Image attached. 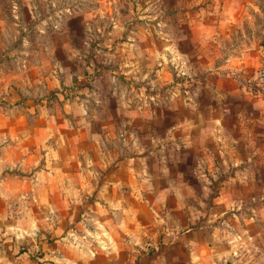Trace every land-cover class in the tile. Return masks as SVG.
Wrapping results in <instances>:
<instances>
[{
	"label": "rangeland",
	"instance_id": "obj_1",
	"mask_svg": "<svg viewBox=\"0 0 264 264\" xmlns=\"http://www.w3.org/2000/svg\"><path fill=\"white\" fill-rule=\"evenodd\" d=\"M195 11L177 0H0V114L22 118L0 173V264H107L94 219L135 231L149 218L141 200H192L191 229L228 222L242 234L219 264H264V188L244 183H264V114L250 124L239 108L264 104V0L244 3L215 73L179 56L203 53ZM206 121L208 140L187 150ZM34 127L44 142L28 146ZM222 195L239 211L214 216Z\"/></svg>",
	"mask_w": 264,
	"mask_h": 264
},
{
	"label": "crops",
	"instance_id": "obj_2",
	"mask_svg": "<svg viewBox=\"0 0 264 264\" xmlns=\"http://www.w3.org/2000/svg\"><path fill=\"white\" fill-rule=\"evenodd\" d=\"M183 4L184 7L196 8V21L192 24V28L199 30V37L197 42L202 48V55L194 59L188 54L180 53V57L186 62L187 67H191V62L201 61V67L205 73H215L224 70L225 66L210 65V62L216 59L218 55V48L222 37L229 38V33L237 26V19L242 14L244 3L247 0H177ZM223 37V38H224ZM210 48V49H209ZM177 57V55H176ZM195 60V61H194ZM206 61V62H205ZM204 63V64H203ZM185 69V68H184ZM183 75L190 76L188 68ZM232 79V77H230ZM216 87L212 86V90L217 92L219 96H223L224 91H220L219 79H215ZM215 83V82H214ZM215 85V84H213ZM209 83L204 88H210ZM8 97L10 94L7 95ZM15 95L12 99H15ZM6 99V98H4ZM20 99V98H19ZM18 100V99H17ZM202 101L205 97L202 95ZM248 105L243 107L247 109L248 123L254 121L255 115L260 112L264 114V104L261 105L258 101L252 103H240ZM209 107V105H208ZM244 112V113H245ZM238 123H245L244 116L238 117ZM220 123L219 119H215ZM22 118H12L10 114H0V173L5 169L11 168L13 155L18 147V142L21 140V135H17L21 128ZM19 123V124H18ZM213 123V122H210ZM207 121L201 125L199 129L200 135L198 140H191L186 145L187 150L197 148L196 144H200L204 140H208ZM2 124H4L2 127ZM31 135H27L25 140L28 146H37L44 142V128L34 127ZM219 131V130H218ZM225 137V135H222ZM31 139V140H30ZM223 139V138H222ZM236 142V141H235ZM242 139L238 140V144L231 151L237 158L242 151V146L245 145ZM27 146V147H28ZM244 147V146H243ZM24 149V148H23ZM225 150L220 151L224 154ZM242 154V153H241ZM264 181V179H262ZM224 188H232L237 183V179L232 177L229 181H223ZM244 183L254 187H263L264 183L260 184L255 177L250 176L249 180ZM242 186V184H240ZM222 198V199H221ZM220 199L216 200L221 207V213H213L214 216L224 214V212L239 211L242 202L235 200H226V195H222ZM264 199V198H263ZM129 200H124L121 205L128 203ZM138 202L142 205L146 214L149 216L145 221H134L135 231L123 232L114 231L111 221L108 222L94 219L96 230H89L93 238L98 239L99 245L102 248L101 252H106L107 264H219L224 259H229V254L236 253L240 250L241 244L238 239L242 238L241 232H238L236 226H232L228 222L222 224V228L207 229L201 227L200 229H191L194 222V208L192 200H141ZM264 207V206H263ZM150 209H152L151 212ZM216 209V207L214 208ZM128 213V210H126ZM237 215V214H234ZM106 217V216H105ZM237 217V216H235ZM99 218V216H98ZM137 219V218H136ZM135 220V218H134ZM211 219H209L210 221ZM148 221V222H147ZM125 221L121 223V228ZM142 224V225H141ZM119 238V239H118ZM124 238V239H123ZM203 238V239H202ZM122 239V240H121ZM122 241V242H120ZM235 249V251H233ZM101 257H98L99 259Z\"/></svg>",
	"mask_w": 264,
	"mask_h": 264
},
{
	"label": "clouds",
	"instance_id": "obj_3",
	"mask_svg": "<svg viewBox=\"0 0 264 264\" xmlns=\"http://www.w3.org/2000/svg\"><path fill=\"white\" fill-rule=\"evenodd\" d=\"M16 11V6L15 4L13 5V12L15 13ZM18 19V17H17ZM25 43H27V41H25ZM201 179H204V180H207L206 177H201ZM37 229H36V225L35 224H32L31 225V230L29 232L26 233V235H30V236H34L35 233H36ZM9 233H13L14 234V230L13 229H8V232H3L2 235L7 237L9 235ZM23 237L22 236H18L17 239H22ZM235 251V249L233 250Z\"/></svg>",
	"mask_w": 264,
	"mask_h": 264
},
{
	"label": "built area",
	"instance_id": "obj_4",
	"mask_svg": "<svg viewBox=\"0 0 264 264\" xmlns=\"http://www.w3.org/2000/svg\"><path fill=\"white\" fill-rule=\"evenodd\" d=\"M258 82L260 87V94L264 97V64L261 66L258 74Z\"/></svg>",
	"mask_w": 264,
	"mask_h": 264
}]
</instances>
